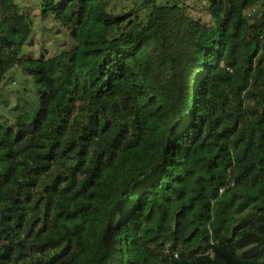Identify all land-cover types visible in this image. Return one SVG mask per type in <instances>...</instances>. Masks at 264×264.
Listing matches in <instances>:
<instances>
[{
  "label": "trees",
  "instance_id": "1",
  "mask_svg": "<svg viewBox=\"0 0 264 264\" xmlns=\"http://www.w3.org/2000/svg\"><path fill=\"white\" fill-rule=\"evenodd\" d=\"M192 1L0 0V264H264V0Z\"/></svg>",
  "mask_w": 264,
  "mask_h": 264
},
{
  "label": "rangeland",
  "instance_id": "2",
  "mask_svg": "<svg viewBox=\"0 0 264 264\" xmlns=\"http://www.w3.org/2000/svg\"><path fill=\"white\" fill-rule=\"evenodd\" d=\"M22 11L31 14L36 11L39 4V0H15ZM113 1V7L118 11L123 9L122 0H111ZM166 2L168 0H161ZM172 1V0H169ZM186 1L194 6L192 0H176ZM203 2H199V5L191 8V11L197 15L200 14V8ZM125 8V7H124ZM34 31L28 40L25 48L21 55H34L38 56L43 51L54 53L59 48L69 44L71 42L68 31L61 27L57 21H55L50 15L44 17H35ZM33 81L29 80L28 77L20 72L19 68H12L8 73L6 79L0 83V100L7 99L12 104L15 103V97L21 95L23 92L29 94L33 93Z\"/></svg>",
  "mask_w": 264,
  "mask_h": 264
},
{
  "label": "built area",
  "instance_id": "3",
  "mask_svg": "<svg viewBox=\"0 0 264 264\" xmlns=\"http://www.w3.org/2000/svg\"><path fill=\"white\" fill-rule=\"evenodd\" d=\"M234 185H235V181L234 180H231L230 183L227 185V187H233ZM227 187L226 186L220 187V189H219L220 194H222Z\"/></svg>",
  "mask_w": 264,
  "mask_h": 264
}]
</instances>
